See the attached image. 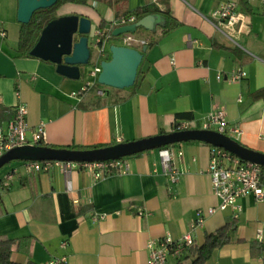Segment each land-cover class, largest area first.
Masks as SVG:
<instances>
[{
  "label": "crops",
  "instance_id": "crops-1",
  "mask_svg": "<svg viewBox=\"0 0 264 264\" xmlns=\"http://www.w3.org/2000/svg\"><path fill=\"white\" fill-rule=\"evenodd\" d=\"M229 2L243 16L238 25L224 28L236 44L212 19ZM127 5L132 14L146 7L162 12L149 15L156 18L153 31L142 28L134 35L139 41L134 48L148 46L135 86L75 99L73 93L90 81L96 65L111 59V46H123L120 39L108 41L106 55L85 70L86 78L71 80L48 61L19 56L20 0H0L5 32L0 34V136L9 133L20 105L29 111V141L43 125L45 140L39 146L57 149H102L177 133L180 113H191L190 121L200 126L211 113L224 110L230 125L241 131L227 137L264 155L263 6L249 0H128ZM58 14L89 18L92 33L102 23L112 29L116 21V8L103 2L66 5ZM170 19L175 25L165 32ZM237 70L247 76L233 82ZM213 148L194 141L132 155L125 158L128 175L100 180L85 169L65 174L54 166L35 172L28 171L29 162H13L0 175V182L13 175L0 191V237L17 241L12 259L20 264L63 259L65 264H149L150 241L167 235L181 239L202 212L205 224L194 234L198 247L224 226L236 225L231 243L216 249L206 264H264V251L252 250L253 243L264 246V203L240 198L237 218L231 208L219 210L208 173ZM162 150L171 152L179 170L177 184L165 173ZM211 208L217 209L214 215ZM96 216L104 218L94 221ZM189 257L190 251L182 262L192 264Z\"/></svg>",
  "mask_w": 264,
  "mask_h": 264
},
{
  "label": "built area",
  "instance_id": "built-area-1",
  "mask_svg": "<svg viewBox=\"0 0 264 264\" xmlns=\"http://www.w3.org/2000/svg\"><path fill=\"white\" fill-rule=\"evenodd\" d=\"M251 2H259L264 9V0H249ZM237 11V4L229 2L224 4L212 14V19L218 21L215 27L234 44L237 43L233 36L227 33L225 27H234L242 22L243 16ZM264 11V10H263ZM211 22V19H207ZM134 16L129 19H123L120 27L135 24ZM114 22V25H118ZM0 34L5 36V32L0 26ZM113 39L112 31L108 33L98 29L92 33V51L95 50L98 56L103 57L107 53L108 41ZM123 46L134 47L137 41L134 35L127 34L119 37ZM140 45H146L145 42H140ZM101 67L97 66L89 74L90 81L77 93H73V97L82 99L92 91L96 95L103 97L106 91L99 88L98 77L101 73ZM247 74L242 70H237L233 76V82H239L244 79ZM29 111L27 106L20 105L16 109L15 120L11 123L9 133L6 136H0V159L8 152L26 146H39L45 140V129L41 125L37 132L33 135V140L29 141L27 133ZM227 115L224 110H218L211 113L200 126H196L193 121H182L176 126L177 132H186L191 130H203L217 132L223 135H228L230 132L239 133L240 130L234 128L227 121ZM182 155V154H180ZM161 157L166 175L170 178L172 184H177L180 179V173L176 167L171 152L162 150ZM57 166L65 174H69L77 169H85L91 172L96 180L104 179L110 175H128L130 173V164L127 159H121L108 162L95 163H69V162H29L27 164L28 171L42 172L49 171L51 167ZM208 173L211 176L212 185L216 197L220 200L219 210L225 211L229 208L233 209L238 217L242 212V207L238 204V200L243 197L252 196L258 203H264V168L252 163L240 161L236 156L228 153L220 148H213L211 151L210 165ZM13 180V175L7 176L0 182V191L3 187L2 183H8ZM217 209H209V215H214ZM104 216H96L94 221L103 219ZM205 224V216L202 212H198L197 218L191 225L190 232L179 240L167 235L159 240H152L148 244L150 250L149 264H169L170 259L177 262L187 255L191 248L196 246L194 234L197 229ZM66 246V243L64 244ZM66 259L53 261L51 264H65Z\"/></svg>",
  "mask_w": 264,
  "mask_h": 264
},
{
  "label": "water",
  "instance_id": "water-1",
  "mask_svg": "<svg viewBox=\"0 0 264 264\" xmlns=\"http://www.w3.org/2000/svg\"><path fill=\"white\" fill-rule=\"evenodd\" d=\"M60 0H20L18 22L22 25L31 23L33 16L40 10L55 7ZM156 18L148 16L141 21L115 29L113 38L123 35H136L139 29L153 31ZM92 21L78 15L62 16L50 22L42 31L37 44L31 51L33 58L57 66V73L71 80H80L83 72L93 65L92 61ZM143 50L112 45L111 59L100 64L101 73L98 83L102 86L125 90L135 86L139 69L144 60ZM204 142L236 156L240 161L252 163L264 168V155L251 151L227 135L212 131L193 130L160 135L141 141L120 144L112 147L92 150L55 149L42 146H26L14 149L0 159V171L16 162H69L95 163L129 158L149 151H154L184 142Z\"/></svg>",
  "mask_w": 264,
  "mask_h": 264
},
{
  "label": "trees",
  "instance_id": "trees-1",
  "mask_svg": "<svg viewBox=\"0 0 264 264\" xmlns=\"http://www.w3.org/2000/svg\"><path fill=\"white\" fill-rule=\"evenodd\" d=\"M91 2H103L109 4L110 6L116 8V21L118 25H112V29L107 30L105 23L100 25L101 31L108 33L111 30L117 29L121 25V21L123 19H129L134 16L136 21L139 22L142 19L146 18L150 14L159 13L162 14L155 7H146L141 8L134 14L130 13L128 10L127 2L128 0H60L59 3L50 9L40 10L35 13L33 19L30 24L22 25L19 46H18V54L22 58H33L31 56V51L33 47L37 44L42 31L45 27L52 21L59 18V10L66 5H76V6H87ZM171 18V17H170ZM172 19V18H171ZM170 19V20H171ZM175 25V21L171 20L170 26H168L165 32L169 31ZM34 59V58H33ZM177 121L181 122L183 120H193V115L191 113H180L177 115ZM40 145H43L41 143ZM49 147V146H44ZM54 148V147H49ZM57 149V148H55ZM69 150H92V149H101L100 147L95 148H68ZM236 231V225L229 224L218 230L215 234L207 237L206 242L203 246H194L190 249V257L192 260V264H206L209 258L212 256V253L219 248H222L229 243H231V234ZM16 240L11 239L9 237H0V264H20L14 262L12 259L13 248L16 244ZM258 249L259 251H264V246L260 244L253 243L252 250L255 251ZM255 255V254H254ZM27 264H36L34 262H29ZM177 264H185L182 261Z\"/></svg>",
  "mask_w": 264,
  "mask_h": 264
},
{
  "label": "rangeland",
  "instance_id": "rangeland-1",
  "mask_svg": "<svg viewBox=\"0 0 264 264\" xmlns=\"http://www.w3.org/2000/svg\"><path fill=\"white\" fill-rule=\"evenodd\" d=\"M99 57H100V56H98L97 52H96L95 50H93V51H92V61H95V60L99 59ZM92 63H93V62H92ZM89 69H90V67H89ZM82 75H84V77L86 78L85 71L83 72ZM99 88L102 89V90H106V89H108V87H105V86H102V85H99ZM5 168H6V167H5ZM5 168L2 169V171L0 172V175H1L2 172L5 170Z\"/></svg>",
  "mask_w": 264,
  "mask_h": 264
}]
</instances>
